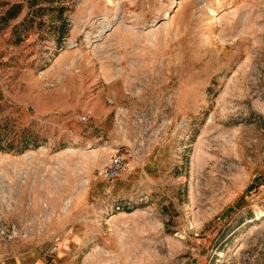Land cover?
<instances>
[{"label":"rangeland","instance_id":"obj_1","mask_svg":"<svg viewBox=\"0 0 264 264\" xmlns=\"http://www.w3.org/2000/svg\"><path fill=\"white\" fill-rule=\"evenodd\" d=\"M0 264H264V0H0Z\"/></svg>","mask_w":264,"mask_h":264},{"label":"built area","instance_id":"obj_2","mask_svg":"<svg viewBox=\"0 0 264 264\" xmlns=\"http://www.w3.org/2000/svg\"><path fill=\"white\" fill-rule=\"evenodd\" d=\"M93 118V114L84 113L78 116V121L82 124H88L93 120ZM127 171V161L122 156L114 154L110 157L108 163L101 168L99 176L104 181L112 182L117 180Z\"/></svg>","mask_w":264,"mask_h":264},{"label":"trees","instance_id":"obj_3","mask_svg":"<svg viewBox=\"0 0 264 264\" xmlns=\"http://www.w3.org/2000/svg\"><path fill=\"white\" fill-rule=\"evenodd\" d=\"M17 29V27L15 26V28H14V31Z\"/></svg>","mask_w":264,"mask_h":264}]
</instances>
